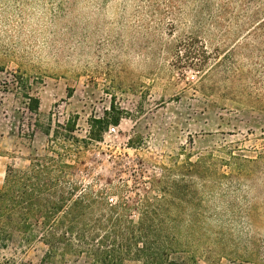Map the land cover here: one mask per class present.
I'll return each mask as SVG.
<instances>
[{
    "label": "rangeland",
    "instance_id": "1",
    "mask_svg": "<svg viewBox=\"0 0 264 264\" xmlns=\"http://www.w3.org/2000/svg\"><path fill=\"white\" fill-rule=\"evenodd\" d=\"M18 2L0 0V186L7 166L25 169L31 160L64 153L61 146L69 143L60 137L67 128L76 139L64 160L72 177L97 188L126 185L132 199L164 166L183 165L189 174V163L212 154L219 159L216 169L240 185V201L247 198L250 217L243 229L259 252L235 264H264V92L250 78L240 79L257 55H237L239 78L226 69L228 61L205 77L185 63L196 45L213 63L244 43V32L226 33L245 21L239 0H212L213 15L221 5L229 13L219 26L202 13L201 29L193 18L198 0ZM244 92L257 96L248 100ZM108 114L117 121L100 141L90 140L91 119ZM50 138H57L51 148ZM230 154L256 162L234 169L221 162ZM45 252L40 240L15 235L0 248V261L90 264L72 254L47 259Z\"/></svg>",
    "mask_w": 264,
    "mask_h": 264
},
{
    "label": "trees",
    "instance_id": "2",
    "mask_svg": "<svg viewBox=\"0 0 264 264\" xmlns=\"http://www.w3.org/2000/svg\"><path fill=\"white\" fill-rule=\"evenodd\" d=\"M18 1L25 5L35 0ZM211 1L198 0L193 18L200 29L204 23L202 13L218 26L221 23L217 20L229 13L221 5L219 14L213 15ZM237 6L244 8L245 21L226 33L244 32V43L229 47L213 63L206 49L196 45L188 51L185 63L205 77L228 61L226 69L230 68L233 77L239 78L243 74L237 55L249 59L257 55L249 74L240 79L250 78L255 89L264 92V80L260 79L264 73V0H239ZM235 16L238 18L239 13ZM243 94L248 100L257 96ZM31 100L34 104L29 108L35 111L38 102ZM91 121L88 137L100 141L109 124L117 119L108 114ZM69 125L68 121L66 127ZM66 130L60 137L69 143L61 146L64 153L52 151L55 156L31 160L25 169L7 166L0 186V248H6L19 235L27 242L40 240L46 247L47 259L72 254L86 257L90 264H200V260L207 264H235L259 256L249 233L243 229L250 217L249 207L243 205L247 198L243 196L240 201L236 195L241 191L240 185L232 184L231 173L216 169L219 159L214 155L189 163V174L184 173L183 165L164 166L149 189L144 194L136 192L132 199L126 195V185L97 188L95 183L84 185L72 177L70 165L64 160L70 143H76V139L70 129ZM46 134L49 136L50 132ZM58 134L55 132L52 137ZM49 140L51 148L57 138ZM221 162L235 169L242 162L256 160L230 154L229 160ZM0 264L16 263L3 258Z\"/></svg>",
    "mask_w": 264,
    "mask_h": 264
}]
</instances>
